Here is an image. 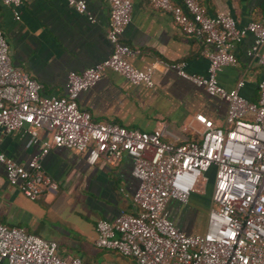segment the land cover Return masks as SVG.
Here are the masks:
<instances>
[{"label":"built area","instance_id":"obj_1","mask_svg":"<svg viewBox=\"0 0 264 264\" xmlns=\"http://www.w3.org/2000/svg\"><path fill=\"white\" fill-rule=\"evenodd\" d=\"M77 13L94 17L85 0H64ZM152 8L169 13L180 29L202 43L205 74L185 70V61L154 59L146 69L128 61L132 48L120 35L130 20L131 0H106L109 54L80 71L70 70L62 95L41 93V84L14 65L0 28V131L11 133L29 127L32 142L45 132L40 150L26 162L15 161L0 151L5 180L16 185L28 199L56 182L43 169L41 159L51 147L85 151L92 164L98 158L116 164L124 155L131 158V174L137 180L130 195L133 212L94 223L96 248L132 258L135 264H264V18L237 25L228 11L207 13L198 0H145ZM14 15L22 0H0ZM246 35L252 41L245 53L261 68L256 83L257 100L239 93L243 80L223 87L217 73L235 63V45ZM200 86L208 95L226 103L224 125L194 113L186 122L196 137L178 141L161 124L150 130L128 128L111 121H97L81 109L77 96L109 69L132 84L152 86L156 63ZM197 121L201 126L193 124ZM209 188L204 228L187 233L179 228L167 207L171 199L186 204L191 194ZM88 264L79 256H60L57 243L0 221V263Z\"/></svg>","mask_w":264,"mask_h":264},{"label":"crops","instance_id":"obj_2","mask_svg":"<svg viewBox=\"0 0 264 264\" xmlns=\"http://www.w3.org/2000/svg\"><path fill=\"white\" fill-rule=\"evenodd\" d=\"M198 1L209 14L228 11L237 25L264 18V0ZM131 3L130 20L120 39L132 48L128 57L132 66L146 69L154 59L185 61L186 71L205 74L207 60L200 53L199 39L184 33L169 13L152 8L145 0ZM85 6L94 17L93 22L64 0H22L17 15L0 2V28L11 62L41 84L42 94L62 95L68 71L91 66L111 50L106 37V0H85ZM251 41V35H246L235 45V63L223 66L217 80L223 87L232 88L242 79L239 93L256 101L261 68L254 57L245 53ZM152 80L150 87L132 84L106 69L92 86L78 93L77 103L97 121L140 130L163 124L178 141L196 137L186 126L194 113H202L211 124L224 125L226 103L221 98L208 95L202 87L179 76L173 68L164 69L158 62ZM193 124L201 126L197 121ZM28 129L26 125L11 133L0 131V151L17 162H26L40 150L45 138V132L39 130L37 141L32 142ZM85 154L71 148L51 147L41 164L55 180L56 188L44 190L35 199H28L16 185L6 181L0 164V221L54 240L60 256H79L89 264L97 255L90 250L96 248L95 221L133 212L130 195L137 180L131 174L129 156L124 155L111 165L102 158L89 164ZM207 206L208 199L198 194H191L186 204L171 199L167 205L175 224L187 233L203 230ZM100 263L117 264L110 257Z\"/></svg>","mask_w":264,"mask_h":264},{"label":"rangeland","instance_id":"obj_3","mask_svg":"<svg viewBox=\"0 0 264 264\" xmlns=\"http://www.w3.org/2000/svg\"><path fill=\"white\" fill-rule=\"evenodd\" d=\"M202 198L208 199L209 197V188L206 189L204 193L199 194ZM90 250L92 253H97L96 260L91 261L89 264H101L100 261L105 257L113 258V260L116 261L117 264H135L134 260L129 257H124L119 255L117 252L111 251V250H104L100 248H94L90 247Z\"/></svg>","mask_w":264,"mask_h":264}]
</instances>
